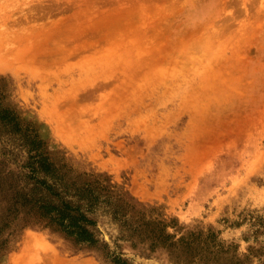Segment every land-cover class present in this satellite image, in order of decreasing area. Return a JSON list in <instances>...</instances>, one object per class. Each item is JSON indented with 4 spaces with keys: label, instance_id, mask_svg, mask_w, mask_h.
<instances>
[{
    "label": "rangeland",
    "instance_id": "obj_1",
    "mask_svg": "<svg viewBox=\"0 0 264 264\" xmlns=\"http://www.w3.org/2000/svg\"><path fill=\"white\" fill-rule=\"evenodd\" d=\"M4 109L0 264H264V0H0Z\"/></svg>",
    "mask_w": 264,
    "mask_h": 264
},
{
    "label": "trees",
    "instance_id": "obj_2",
    "mask_svg": "<svg viewBox=\"0 0 264 264\" xmlns=\"http://www.w3.org/2000/svg\"><path fill=\"white\" fill-rule=\"evenodd\" d=\"M13 114L8 112V109H4L2 113H0L1 118H5L8 122H13L12 118ZM10 123V122H9ZM20 129L14 125L12 128L7 126L8 130L11 129ZM25 131V130H24ZM25 147L29 146V162L27 163V167L30 168L32 176L35 178L36 183L42 184L48 191H52V185L46 182L45 179L39 178L36 176L37 170L43 171L46 175L55 176L56 166L51 161L48 152L46 151V147L43 146L42 140L39 139L38 134L34 133L33 137L30 138L26 143ZM56 196H59L58 192H53ZM47 204H39L36 205V208L41 210L39 211V216L45 219H49V222H54L58 226L62 228L67 235L74 237L77 242H86L89 244H94L97 242V239L94 237L93 233L85 226V223H92V221L87 220L85 215L81 212L78 214H73L65 211L63 208L56 206V203L53 201L47 200ZM65 200H62L64 203ZM72 209L70 211H74L75 207H70ZM113 260L118 264H128L124 259L120 256L113 257Z\"/></svg>",
    "mask_w": 264,
    "mask_h": 264
},
{
    "label": "bare ground",
    "instance_id": "obj_3",
    "mask_svg": "<svg viewBox=\"0 0 264 264\" xmlns=\"http://www.w3.org/2000/svg\"><path fill=\"white\" fill-rule=\"evenodd\" d=\"M47 32V31H46ZM48 34H49V32H48ZM41 40V39H40ZM51 40V39H50ZM38 41V40H37ZM36 42V41H35ZM39 42V41H38ZM41 42V41H40ZM48 42V41H47ZM50 42V41H49ZM53 42V41H52ZM61 43V42H60ZM37 44V43H36ZM58 44H59V42H58ZM41 45V44H40ZM44 47V46H43ZM142 51V50H141Z\"/></svg>",
    "mask_w": 264,
    "mask_h": 264
}]
</instances>
